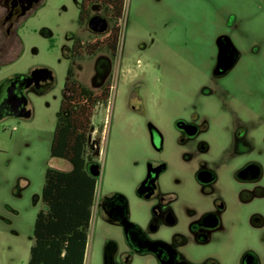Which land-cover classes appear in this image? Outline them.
<instances>
[{
	"label": "rangeland",
	"instance_id": "rangeland-1",
	"mask_svg": "<svg viewBox=\"0 0 264 264\" xmlns=\"http://www.w3.org/2000/svg\"><path fill=\"white\" fill-rule=\"evenodd\" d=\"M81 1L41 0L18 26L14 51L0 59V81L41 68L55 78L52 88L28 94L29 119L0 123V264H28L45 173L71 168L51 158L50 150L69 67L93 89L96 58L75 63L64 53L70 37L96 36L79 25ZM95 13L101 15V9ZM232 17L243 60L228 85L248 98L254 88L264 87V0H126L112 96L93 119L92 140L99 143L94 162L101 168L97 198L129 194L130 174L153 152L147 122L170 134L174 119L198 105L214 118L213 134L220 135L221 98H201L200 89L216 90L209 82L214 42ZM102 229L92 223L85 264H102Z\"/></svg>",
	"mask_w": 264,
	"mask_h": 264
},
{
	"label": "flooded vegetation",
	"instance_id": "flooded-vegetation-1",
	"mask_svg": "<svg viewBox=\"0 0 264 264\" xmlns=\"http://www.w3.org/2000/svg\"><path fill=\"white\" fill-rule=\"evenodd\" d=\"M40 1L0 0V59L14 51L18 26ZM100 9L94 6L84 24L78 19L80 27L90 30L92 17L105 18L95 13ZM110 28L108 21L104 33L91 32L100 37ZM238 32L237 18L227 20L214 42L209 82L216 90L208 85L200 89L201 98H221L220 135L213 134L214 118L198 105L188 116L174 119L170 134L147 122L153 152L130 174L129 194L96 197L92 223L103 226L102 264H264V87L257 86L246 98L228 85L243 60ZM77 39L82 38L70 37L71 45L65 47L70 60ZM117 57H92L96 64L89 89L99 92L113 84ZM33 71L0 81V123L17 118L4 106L11 93L16 103L25 98L29 111L28 94L53 87V74L36 83Z\"/></svg>",
	"mask_w": 264,
	"mask_h": 264
},
{
	"label": "trees",
	"instance_id": "trees-1",
	"mask_svg": "<svg viewBox=\"0 0 264 264\" xmlns=\"http://www.w3.org/2000/svg\"><path fill=\"white\" fill-rule=\"evenodd\" d=\"M94 6L102 9L110 22L108 34L85 41L77 39L71 60L80 61L100 53L115 59L119 54L126 0H83L79 19L88 21ZM65 90L53 134L50 156L66 161L69 171L52 168L45 173L42 189L43 209L34 223V244L28 264H85L89 232L97 194V178L90 176L88 166L98 153V142L91 141L95 110L106 105L113 92L110 82L95 92L82 84L69 67Z\"/></svg>",
	"mask_w": 264,
	"mask_h": 264
},
{
	"label": "water",
	"instance_id": "water-1",
	"mask_svg": "<svg viewBox=\"0 0 264 264\" xmlns=\"http://www.w3.org/2000/svg\"><path fill=\"white\" fill-rule=\"evenodd\" d=\"M88 26L94 33L102 34L108 29V21L101 16H94L90 19ZM50 76H52V72L50 70L45 68L36 69L32 73L31 80L39 83L40 81L49 78ZM26 80L27 79H22L23 82ZM26 103L27 102L25 98L24 100L18 101L16 103V96L11 93V95L5 100L4 106L7 110L8 115L15 116L17 118L28 119L31 117L32 113L31 111L25 109ZM88 172L93 178H98L100 176L99 165L95 163L90 165L88 167Z\"/></svg>",
	"mask_w": 264,
	"mask_h": 264
},
{
	"label": "crops",
	"instance_id": "crops-1",
	"mask_svg": "<svg viewBox=\"0 0 264 264\" xmlns=\"http://www.w3.org/2000/svg\"><path fill=\"white\" fill-rule=\"evenodd\" d=\"M71 167V166H70ZM70 170H71V168H70Z\"/></svg>",
	"mask_w": 264,
	"mask_h": 264
}]
</instances>
